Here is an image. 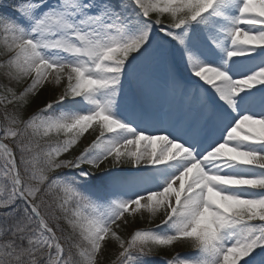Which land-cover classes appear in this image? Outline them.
Here are the masks:
<instances>
[{"label": "snow or ice", "instance_id": "obj_1", "mask_svg": "<svg viewBox=\"0 0 264 264\" xmlns=\"http://www.w3.org/2000/svg\"><path fill=\"white\" fill-rule=\"evenodd\" d=\"M0 264H264V0H0Z\"/></svg>", "mask_w": 264, "mask_h": 264}, {"label": "trees", "instance_id": "obj_2", "mask_svg": "<svg viewBox=\"0 0 264 264\" xmlns=\"http://www.w3.org/2000/svg\"><path fill=\"white\" fill-rule=\"evenodd\" d=\"M45 95L47 96L48 94L45 93ZM92 138H94V137H92ZM92 138H89L88 142H87V141H85V142L90 143ZM82 147H83V144L80 145V148H81V149H82ZM145 223H146V222L141 223V224H137V225H134V226H137V227L144 226ZM186 249L191 250V249H189V248H186V247H183V246H179V245H178V246H176L174 249H166V250L162 251V252L160 253V255H161V256L170 257L175 251H178V250H186Z\"/></svg>", "mask_w": 264, "mask_h": 264}, {"label": "rangeland", "instance_id": "obj_3", "mask_svg": "<svg viewBox=\"0 0 264 264\" xmlns=\"http://www.w3.org/2000/svg\"><path fill=\"white\" fill-rule=\"evenodd\" d=\"M183 256V255H182Z\"/></svg>", "mask_w": 264, "mask_h": 264}]
</instances>
